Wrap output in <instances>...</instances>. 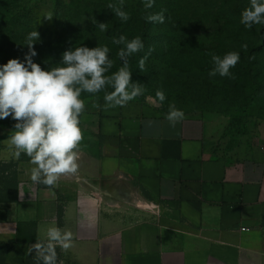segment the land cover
I'll return each instance as SVG.
<instances>
[{"label": "crops", "instance_id": "0c3cea01", "mask_svg": "<svg viewBox=\"0 0 264 264\" xmlns=\"http://www.w3.org/2000/svg\"><path fill=\"white\" fill-rule=\"evenodd\" d=\"M166 115L137 101L85 111L78 172L52 187L19 162L17 201L1 206L0 241H20L11 256L43 257L30 241L55 226L75 237L58 264H264V156L224 151L217 113ZM7 139L1 160L17 161ZM123 194L158 214L124 219L108 205Z\"/></svg>", "mask_w": 264, "mask_h": 264}, {"label": "rangeland", "instance_id": "374dc122", "mask_svg": "<svg viewBox=\"0 0 264 264\" xmlns=\"http://www.w3.org/2000/svg\"><path fill=\"white\" fill-rule=\"evenodd\" d=\"M18 1L20 2L16 4L17 8L27 6L28 11L34 12L33 16L26 13L5 16L10 7L1 3L0 8L3 9H0V28L23 25L26 20L30 22L31 19H39L40 25L46 26L42 27L41 31L35 30L39 33L37 41L41 40L44 34H50L52 18L47 19V16L54 13L64 16L63 8L71 9L79 4L78 0ZM166 2H169L173 9L171 20L165 17L164 23L154 22L146 36L131 33L126 37L128 40L140 37L144 43L140 52L127 58L132 83H139L144 89L143 94L132 101L156 106L166 113L172 103L184 113H217L223 121L219 146L224 151L241 150L247 154L256 152L264 156V31H261L264 24L253 25L257 31L256 35H253L250 29L240 22L241 13L250 5V0ZM60 8L61 11L58 10ZM22 29L18 31L20 34H23ZM164 30L167 32L162 33ZM78 41L80 42L67 45L75 48V44L79 47L89 41L102 42L104 45L110 43L106 36L98 34L82 35ZM245 44L247 49L242 47ZM233 51L240 55L239 62L231 69L234 78L221 77L219 74L210 77L209 71L214 67L212 56L223 57ZM145 55L147 59L141 71L139 61ZM253 56L255 58L250 59ZM109 59L113 60L114 64L107 75L116 72L124 63L118 55L109 56ZM246 65L259 71L256 73L261 80L256 86L258 91L245 84L239 87L237 83L238 78L244 74L241 68ZM41 67L50 68L42 65ZM157 90H162L166 96L162 104L156 99ZM106 91H112L111 86H108ZM250 94H255V100L249 99ZM104 95V91L95 95L83 93L81 98L85 101V111L105 102ZM15 123L11 117L0 120V161L3 140L14 130ZM111 201L112 203L108 202L110 208L126 220L138 213L151 212L148 208L136 207L118 199Z\"/></svg>", "mask_w": 264, "mask_h": 264}, {"label": "clouds", "instance_id": "9594fccd", "mask_svg": "<svg viewBox=\"0 0 264 264\" xmlns=\"http://www.w3.org/2000/svg\"><path fill=\"white\" fill-rule=\"evenodd\" d=\"M120 7L108 4L117 17L127 21L130 17ZM154 0H145V9H150ZM146 17L150 22L164 23V12ZM51 19L52 16L46 17ZM247 28L264 24V0H250V5L241 13V21ZM92 23H97L93 18ZM101 32L107 31V24L99 23ZM39 39V33L33 31L27 38L28 52L24 60L9 59L0 65V120L11 117L16 123L8 136V146L14 150L18 159L21 153L30 158L33 165L30 179L33 183L48 187L55 186L62 176L76 175L79 169L80 145L83 131L80 117L85 112L83 93L98 94L105 92V106L123 107L143 94V86L132 83L128 57L140 52L144 43L140 37L128 40L124 35L113 37L116 45L123 44L117 53L124 61L123 66L107 75L113 67L109 59V48L97 46L89 48L79 46L62 53L59 66L44 69L33 61L37 55L33 45ZM247 49V45H243ZM151 49H149L150 54ZM251 57L250 59H254ZM147 55L139 61V69L145 67ZM240 60L237 52H228L223 57L212 56L214 67L209 76L219 74L221 77H232L231 69ZM234 78V77H232ZM111 86L112 91H106ZM156 99L163 103L166 96L157 90ZM184 118V112L176 108L175 103L169 105L166 119L172 126ZM74 233L59 227H49L46 233V244L38 241L32 246L36 251H43L42 264H57L56 248L67 252L74 247Z\"/></svg>", "mask_w": 264, "mask_h": 264}, {"label": "trees", "instance_id": "16d2710c", "mask_svg": "<svg viewBox=\"0 0 264 264\" xmlns=\"http://www.w3.org/2000/svg\"><path fill=\"white\" fill-rule=\"evenodd\" d=\"M19 2L20 1L18 0H15V2L11 0H0V4L2 3V5L10 7L9 12H5V16L21 13L31 14V16H33L34 12L28 11L27 6L22 9L17 8L18 5L16 4H19ZM78 3L79 4L76 7L72 3L74 8H63L64 16H59L58 13H54L52 15L50 30H52L53 33L49 30L50 34H44L41 40L34 41L33 47L37 52V55L33 57V61L35 63L46 67L59 66L58 63L62 60V53L72 48L67 44L71 43L73 45L74 43L80 42L78 39L82 35L92 36L98 34L106 36L110 41V43L106 45L97 41H89L85 45H82V43L81 45L89 48L107 46L110 50L109 56H114L117 55L120 48H123L124 45L114 44L112 42L113 37L118 38L120 35L129 37L131 33H137L139 36H146L154 24V22L148 21L146 17L151 14L159 13L161 10H166L164 12V16L168 17L170 20L172 19L170 15L173 9L171 8L170 3H167L166 0H154V5L150 9H145V0H127L126 2L123 0L122 10L128 13L130 17L127 21H122L115 15L112 9L107 7L110 3L120 7V0H78ZM58 10L61 11V8ZM93 18L97 23H92ZM99 23L107 24L106 32H101L99 30ZM45 26L46 25H40L39 19H31L30 22L26 20V23L23 25L17 24L13 27L10 26L8 28H0V65L6 64L9 59L14 58H18L23 61L25 54L28 52L26 44L29 34L35 30L41 31L42 27L45 28ZM20 28H23V34L18 32ZM46 30L47 29H45V31ZM249 31L253 35H256L257 33L253 26ZM261 31H264V28L261 29ZM161 32L166 33L167 31L164 30ZM74 47H78V45L75 44ZM134 60L136 61L137 59L134 58ZM241 70L244 74L238 78L237 83L239 87L245 84L251 86L252 89L254 87V90L258 91V87L256 88V86L259 84L258 82H261V80L258 79V75L256 73L259 71H257L254 67L249 68L247 65L246 67L241 68ZM248 97L252 100H255L256 98L255 94H250ZM21 161H30V158L25 154H21L17 161H0V221L5 219V212L1 206L15 203L17 201V190L19 184L18 164ZM58 215L59 219H61L62 208L59 209ZM18 242L6 243L0 241V264H42V257L33 253H29L23 257H12L11 252L14 250V246ZM30 243L37 242L33 239ZM41 252L43 256L45 253L42 250ZM56 252L58 264L60 259L59 249L56 248ZM9 256L10 261L8 260Z\"/></svg>", "mask_w": 264, "mask_h": 264}, {"label": "bare ground", "instance_id": "6f19581e", "mask_svg": "<svg viewBox=\"0 0 264 264\" xmlns=\"http://www.w3.org/2000/svg\"><path fill=\"white\" fill-rule=\"evenodd\" d=\"M121 199L125 201V203H130L134 206L141 207L140 201L131 194H123L121 195Z\"/></svg>", "mask_w": 264, "mask_h": 264}, {"label": "built area", "instance_id": "2783aa9c", "mask_svg": "<svg viewBox=\"0 0 264 264\" xmlns=\"http://www.w3.org/2000/svg\"><path fill=\"white\" fill-rule=\"evenodd\" d=\"M148 210H150L151 212H153L154 214H158V210H157V207H153V206H148L147 207ZM241 231H247L246 229H242Z\"/></svg>", "mask_w": 264, "mask_h": 264}]
</instances>
